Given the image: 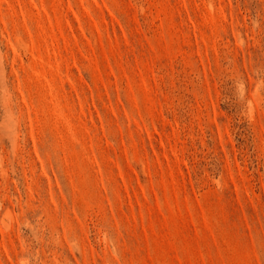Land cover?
<instances>
[{
  "label": "rangeland",
  "instance_id": "obj_1",
  "mask_svg": "<svg viewBox=\"0 0 264 264\" xmlns=\"http://www.w3.org/2000/svg\"><path fill=\"white\" fill-rule=\"evenodd\" d=\"M0 264H264V0H0Z\"/></svg>",
  "mask_w": 264,
  "mask_h": 264
},
{
  "label": "bare ground",
  "instance_id": "obj_2",
  "mask_svg": "<svg viewBox=\"0 0 264 264\" xmlns=\"http://www.w3.org/2000/svg\"><path fill=\"white\" fill-rule=\"evenodd\" d=\"M5 216H6V214H5ZM2 224H3V227L5 229H8L9 225L7 223H5L4 216L2 217Z\"/></svg>",
  "mask_w": 264,
  "mask_h": 264
}]
</instances>
